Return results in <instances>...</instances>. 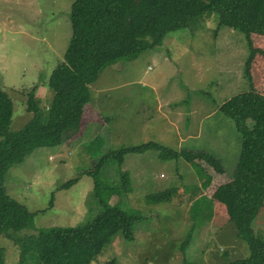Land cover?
Here are the masks:
<instances>
[{"label": "rangeland", "instance_id": "1", "mask_svg": "<svg viewBox=\"0 0 264 264\" xmlns=\"http://www.w3.org/2000/svg\"><path fill=\"white\" fill-rule=\"evenodd\" d=\"M72 1L0 0V89L14 99L12 129L30 116L25 110L30 89L41 106L51 98L46 81L69 42ZM215 23V12H208L193 27L166 33L160 45L102 66L79 130L56 146L33 149L5 175L0 200L15 199L37 211L33 226L19 233L87 220L97 203L88 174L96 160L110 150L153 141L174 150L207 151L225 170L215 173L202 160L162 159L154 148L125 153L121 165L107 161L99 169L102 180L116 183L126 170L131 186L110 202L120 199L124 208L139 211V218L133 239L117 232L89 264L112 258L114 264H226L249 254L224 205L210 192L228 178L240 149L239 133L218 106L241 91L264 94V35L251 34L255 50L247 78L250 48L244 35L228 27L214 34ZM71 178H76L72 184L59 187ZM169 188L164 201L145 202L146 194ZM252 227L264 238V208ZM0 244L4 264H17L16 245L5 237Z\"/></svg>", "mask_w": 264, "mask_h": 264}, {"label": "trees", "instance_id": "2", "mask_svg": "<svg viewBox=\"0 0 264 264\" xmlns=\"http://www.w3.org/2000/svg\"><path fill=\"white\" fill-rule=\"evenodd\" d=\"M208 12L216 14L214 34L220 27H228L244 35L250 48L244 72L250 78L249 64L255 50L251 34L264 35V0H227L223 4L218 0H73L68 14L69 42L63 59L55 64L46 81L51 91L47 106H41L40 98L30 89L25 107L30 116L20 128L12 129L14 99L0 89V187L8 169L22 163L33 149L56 146L79 130L84 108L92 100L91 86L102 66L160 45L166 33L193 27ZM218 110L232 120L240 135V149L228 178L210 193L224 205L227 221L232 222L235 234L249 249L247 256L226 264H264V238L257 237L252 227L264 208V94L241 91L223 101ZM150 148L157 149L162 159L202 160L215 173L225 170L221 160L207 151L174 150L153 141L110 150L88 173L93 179L91 197H97V203L94 213L82 223L19 233L33 226L37 211H29L15 199L0 200V238L16 245L17 264H89L117 232L127 240L133 239L139 211L124 208L118 198L110 202L113 195L131 191L129 173L121 170L120 180L110 184L102 180L99 169L107 161L121 165L125 153ZM75 180L68 179L59 187H68ZM172 191L169 188L146 194L145 202L164 201ZM4 262L0 244V264ZM114 262L112 258L100 264Z\"/></svg>", "mask_w": 264, "mask_h": 264}, {"label": "crops", "instance_id": "3", "mask_svg": "<svg viewBox=\"0 0 264 264\" xmlns=\"http://www.w3.org/2000/svg\"><path fill=\"white\" fill-rule=\"evenodd\" d=\"M91 97H93L92 94H91ZM91 101H92V100H91ZM84 110H85V108H84ZM83 113H84V111H83ZM207 114L209 115L210 113L207 112V113L203 114L202 117H204V116L207 115ZM82 117H83V115H82ZM81 119H82V118H81ZM80 123H81V122H80Z\"/></svg>", "mask_w": 264, "mask_h": 264}]
</instances>
